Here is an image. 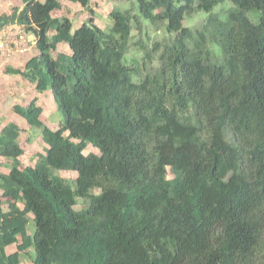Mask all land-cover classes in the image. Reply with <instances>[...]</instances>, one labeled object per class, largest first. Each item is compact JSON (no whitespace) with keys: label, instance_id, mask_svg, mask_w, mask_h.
Listing matches in <instances>:
<instances>
[{"label":"trees","instance_id":"16d2710c","mask_svg":"<svg viewBox=\"0 0 264 264\" xmlns=\"http://www.w3.org/2000/svg\"><path fill=\"white\" fill-rule=\"evenodd\" d=\"M20 1L0 20L35 53L5 71L33 87L13 109L46 146L22 167L20 127L0 129V264H20L13 243L33 264H264V0H128L107 29Z\"/></svg>","mask_w":264,"mask_h":264},{"label":"rangeland","instance_id":"374dc122","mask_svg":"<svg viewBox=\"0 0 264 264\" xmlns=\"http://www.w3.org/2000/svg\"><path fill=\"white\" fill-rule=\"evenodd\" d=\"M133 2V0H131ZM61 8L54 11L56 16L65 15L71 19L73 24H79L81 22L90 21L101 28L107 29L111 20L108 16V12L112 7L127 8L130 6V1L121 0H90L89 7H82L78 3H73L66 0H60ZM20 7V0H0V17L10 13L12 7ZM229 1H224L214 6L213 11H220L223 15V10L230 7ZM203 18V14L194 11L190 15L186 16L184 24L187 26H197ZM24 38L27 43V50L22 51V44L17 39L14 30H12L7 38L8 45L6 50L1 56L2 62V74L0 76V129L9 121L15 122L20 127L19 143L23 149V154L19 157V161L22 167L27 165H33L37 154L42 153L45 148V143L42 141L40 131L37 128L30 127L24 119L19 117L13 106L27 104L30 98L36 93L33 87L23 80L19 75L5 71V67L21 68L24 62L31 55L35 53V49L32 46V35L26 30H22ZM162 37L164 36L162 28L157 27L156 30L150 32L149 37ZM137 37L134 34L133 40ZM144 39V36H141ZM32 46V47H31ZM134 49V47H132ZM38 103L42 106L41 120L45 125L50 128H55L59 119L61 118V111L57 110L53 104L51 98V90L43 94L38 95ZM97 153V150L91 146L85 150V152ZM4 159L0 157V171L6 172L7 170L2 166ZM60 177L66 179H72L75 177L73 171H57ZM1 195V191H0ZM80 208L79 205L75 206V209ZM28 233L32 231V224L27 225ZM7 252L16 251L20 256V264H33V250L31 247L25 249H18L17 243H13L6 248Z\"/></svg>","mask_w":264,"mask_h":264},{"label":"built area","instance_id":"2783aa9c","mask_svg":"<svg viewBox=\"0 0 264 264\" xmlns=\"http://www.w3.org/2000/svg\"><path fill=\"white\" fill-rule=\"evenodd\" d=\"M11 29V27L9 25L6 24H2L0 26V75L2 73V62H1V56L3 54V52L6 50V46L8 45V41L7 38L9 36V30ZM20 29H17L16 35L17 37L20 39L21 42H23V46H22V51L27 50L28 49V45L26 43V41L24 40V36L23 34H21L19 31Z\"/></svg>","mask_w":264,"mask_h":264},{"label":"clouds","instance_id":"9594fccd","mask_svg":"<svg viewBox=\"0 0 264 264\" xmlns=\"http://www.w3.org/2000/svg\"><path fill=\"white\" fill-rule=\"evenodd\" d=\"M21 2V1H20ZM21 7V6H20ZM19 7V8H20ZM4 25V24H6V25H9L10 27H11V29L9 30V33L12 31V30H14V32H15V34H16V32H17V29H20L19 31H21L20 33L21 34H23V32H22V30L24 29L20 24H18V23H16V22H3V20H0V26L1 25ZM32 35V34H31ZM24 36V35H23ZM16 37H17V35H16ZM17 39L20 41V39L17 37ZM24 40H25V38H24ZM26 41V40H25ZM21 42V41H20ZM21 44L23 45V42H21ZM32 46L33 47H35V40H34V37H33V35H32ZM31 46V47H32ZM2 74V73H1ZM1 76V75H0Z\"/></svg>","mask_w":264,"mask_h":264},{"label":"crops","instance_id":"0c3cea01","mask_svg":"<svg viewBox=\"0 0 264 264\" xmlns=\"http://www.w3.org/2000/svg\"><path fill=\"white\" fill-rule=\"evenodd\" d=\"M7 248V247H6Z\"/></svg>","mask_w":264,"mask_h":264}]
</instances>
